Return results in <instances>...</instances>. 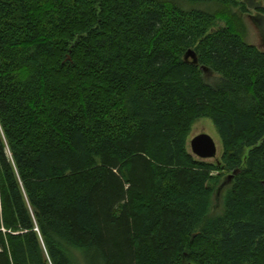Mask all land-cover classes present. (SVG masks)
Here are the masks:
<instances>
[{
	"label": "trees",
	"instance_id": "obj_1",
	"mask_svg": "<svg viewBox=\"0 0 264 264\" xmlns=\"http://www.w3.org/2000/svg\"><path fill=\"white\" fill-rule=\"evenodd\" d=\"M245 1L0 0V264H264ZM201 119L221 165L188 152Z\"/></svg>",
	"mask_w": 264,
	"mask_h": 264
},
{
	"label": "rangeland",
	"instance_id": "obj_2",
	"mask_svg": "<svg viewBox=\"0 0 264 264\" xmlns=\"http://www.w3.org/2000/svg\"><path fill=\"white\" fill-rule=\"evenodd\" d=\"M245 3H246V1H245ZM247 9H248V13H246V15L244 16V19H243L245 24H246V28H247L246 41L248 42V44L257 47L261 51H264V32L262 31V29L260 28V26L257 23V19H259V17H260L259 14H261V13L264 14V12L262 11V9H264V0H260L258 2V4L256 5V8H254V9L249 8L247 5ZM204 77H205L206 82H208L210 84L213 83L217 79V76H215V74L209 73V72L204 73ZM204 134L209 135L216 142L218 153H217V157L214 159H207V160L199 159L192 152V149H191L192 140L194 138H196L200 135H204ZM187 147H188V152L196 160H200V161H203V162L208 163V164H214L216 166L219 164L220 165L222 164V156L224 153L222 141L220 139L219 133H218L215 125L209 119H201V120L196 121L193 124V126L191 128V133L188 137ZM229 175H232V173L226 174L224 172H218V171L215 172L214 176L220 177V179L218 180L220 188L222 187L224 182L226 180H228ZM231 186H232L231 183L227 184L222 189V191L218 194V196H215L214 204H213V207H212L211 212H210V217H216V216L221 215V213L223 212V209H224L223 208V202H222V200H223L222 192L224 190H227Z\"/></svg>",
	"mask_w": 264,
	"mask_h": 264
},
{
	"label": "water",
	"instance_id": "obj_3",
	"mask_svg": "<svg viewBox=\"0 0 264 264\" xmlns=\"http://www.w3.org/2000/svg\"><path fill=\"white\" fill-rule=\"evenodd\" d=\"M259 1L260 0H246V4L248 5L249 8L254 9L256 8V5L258 4ZM257 20H258L257 21L258 25L264 32V17H261L260 19ZM185 60L186 61L191 60L194 64L199 63L198 55L194 50L187 51L185 55ZM191 149L195 156L203 160L214 159L217 157V153H218L217 145L214 139L209 135H205V134L200 135L192 140ZM236 174H238V172L234 173V175L230 176L228 180L224 182V184L220 188V192L227 184H229L233 180Z\"/></svg>",
	"mask_w": 264,
	"mask_h": 264
},
{
	"label": "flooded vegetation",
	"instance_id": "obj_4",
	"mask_svg": "<svg viewBox=\"0 0 264 264\" xmlns=\"http://www.w3.org/2000/svg\"><path fill=\"white\" fill-rule=\"evenodd\" d=\"M259 15H260L259 19H260L261 17H264V14H262V13L259 14ZM257 21H258V20H257ZM257 23H258V22H257Z\"/></svg>",
	"mask_w": 264,
	"mask_h": 264
}]
</instances>
